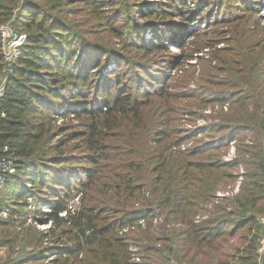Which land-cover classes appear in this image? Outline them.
I'll use <instances>...</instances> for the list:
<instances>
[{
    "label": "trees",
    "instance_id": "trees-1",
    "mask_svg": "<svg viewBox=\"0 0 264 264\" xmlns=\"http://www.w3.org/2000/svg\"><path fill=\"white\" fill-rule=\"evenodd\" d=\"M113 1L131 21L134 1ZM176 1L188 0L169 5L177 8ZM70 2L0 0V27L26 36L10 67L0 37V157L16 167L0 189V264H156L157 256L159 264H264V0H216L208 13H220L226 29L216 41L202 35L198 49L188 43L197 36L189 25L178 31L168 22L177 29L168 30V44L181 51L192 45L171 61L148 59L166 49L156 37L132 36L133 22L114 33L127 55L91 46L92 59H81ZM162 5L143 10L169 18ZM204 50L208 59L194 57ZM193 60L200 71L192 90ZM214 106L216 122L200 129V138L185 129L183 122L195 125L193 109ZM69 116L79 129L63 123ZM238 136L237 157L225 163L221 151ZM73 142L82 155L66 154ZM235 169L243 171L238 193L215 201L220 186L236 183ZM77 196L78 207L61 217ZM201 212L207 217L197 221ZM28 218L47 229L26 227ZM32 248L41 250L27 252Z\"/></svg>",
    "mask_w": 264,
    "mask_h": 264
},
{
    "label": "rangeland",
    "instance_id": "rangeland-1",
    "mask_svg": "<svg viewBox=\"0 0 264 264\" xmlns=\"http://www.w3.org/2000/svg\"><path fill=\"white\" fill-rule=\"evenodd\" d=\"M89 1L86 0H71V6L69 8V12L67 13L68 15V19L70 20V27L72 30L78 32L81 36V38L83 39V53L81 56V59H85L86 57H88L90 55L91 59L94 56V53H96L95 50L90 51V47L91 46H104L106 48H110L113 50H117V52L120 55H127L126 51L123 50V48L121 47V45H116V40H115V32L119 31L121 29V27H127L129 26L130 22L135 23L136 25L133 26V30H131V32L133 34H131L132 36L135 35V37H142L144 38V40L146 41H150V39H153L154 37L158 38L159 41L163 44L164 48L166 49L164 52L160 53H155L152 54L148 57V59H167L169 61H171L173 59V57L176 56H180L181 52L187 53L188 49L191 48L192 45H189L188 43H190L192 41L193 46L195 47V49H198V46L203 43L204 41V37L202 35H205L206 38H211L213 39V41H216V38H214V36L221 34L222 32L225 31L226 26L220 25V13H219V17H216L214 19V16L211 14V12L208 13V11H210L211 6L213 5V3L216 0H211L209 3L207 8H202L203 3H206V0H188L186 3L184 4H178V2L176 1L174 3V5H177V8H172L169 4H173V0L169 1L167 0V2L169 4L166 3L165 0H133V4L131 5L130 8H132V15H130L129 17L133 18L131 19V21H129V19H127L128 21H125V19L123 18L122 13L119 11V7L115 4V2L113 0H92L91 3H93V5L95 6V13L92 12L91 6L89 5ZM132 0H128V2H131ZM99 2V3H98ZM165 2V3H164ZM163 3L162 5V9H164L165 11H167L166 16H169V18H164L163 20L158 19L157 17L154 18H148L147 17V13L146 10L143 9H149L151 8L150 4H153V6H157L159 4ZM215 7V6H214ZM264 7V5H263ZM156 8V7H155ZM139 9V10H138ZM138 10V11H136ZM182 12L184 14H180L178 13ZM262 11H260V15H263V13H261ZM190 14H193V18H190ZM178 15H182L185 17L186 20H188V22H184L182 19V16L179 17ZM203 16V19L198 20L199 18L195 17V16ZM207 17V21L204 19ZM165 16V15H163ZM193 19L198 20V21H193ZM172 23L174 25L177 26V29L179 31V26H185L187 27L188 25V33L194 35L197 33V36H193L192 38H187L188 41V45L187 48H185L183 51L179 50L178 47H176L174 44H168V37H170L174 32H176V30H174V27H172L173 25H166L167 23ZM174 30V32H170L168 30L171 29ZM163 29V30H162ZM165 29V30H164ZM186 29V28H185ZM3 30L4 36L6 39L5 40H11L13 38H15L14 36L16 35L12 29L10 28V26H4V28L0 29ZM125 33V32H124ZM172 33V34H170ZM170 34V35H169ZM189 35V34H188ZM187 35V36H188ZM25 36V35H24ZM186 36V37H187ZM123 37H125V34H123ZM213 37V38H212ZM138 39V38H137ZM186 39V38H185ZM4 41V40H3ZM130 41V40H129ZM215 43V42H212ZM8 44L5 45V47H3L4 52L5 53H10V55L12 56V60H11V64L13 63V61L16 58V55L18 54L16 52L15 49L11 48L10 46H7ZM224 45H220L219 48H223ZM87 47V48H85ZM82 48V47H80ZM79 49V48H78ZM90 51V52H89ZM92 53V54H91ZM19 54H21V52L19 51ZM207 51H201V53H197L194 54V57H203L204 59H208L209 55L207 56ZM192 64H196V66L194 68H191L192 71H194L195 75H194V80L192 82V84L190 85V89H196V85H198L197 82V78H198V74H199V61L193 60L191 62ZM10 64V65H11ZM112 66L108 65L105 69H101V74L103 75V77L105 76L108 77V74L111 72ZM183 70H189L190 68L186 65L182 66ZM159 70V68L156 67H152L149 71V73L151 71L154 72V74H157V71ZM140 76H142V73L139 74ZM124 79V77H123ZM196 80V81H195ZM125 81V80H124ZM92 95H89L88 98L90 99ZM209 110L210 114H206L205 111ZM220 110L219 106H214L212 107H207L205 110L201 111V110H197V109H193L192 111L196 113V118L195 121L196 122L198 119L199 121H204L205 126H210L211 124L216 122L215 116L218 113V111ZM203 119V120H201ZM59 121V120H58ZM63 122V121H62ZM61 121L59 122L58 125H60L62 123ZM63 123H65V125H69L71 127H74L75 129H79L78 124L79 121L72 119V116H69L68 119H66ZM183 125H185V129H187V126H192L193 124L191 123H184ZM196 125V124H195ZM189 130V129H187ZM220 134H218V136H220ZM201 133L199 134V136H197V138H200ZM203 138V136H202ZM214 138V137H213ZM241 137L238 136L236 139L237 143L236 146L238 147L240 145L241 142ZM251 138H246V140ZM191 142V143H190ZM188 142L191 146L195 147V145H198V143L190 141ZM77 142H73L72 144L67 145L66 149V154L71 155V156H78V155H82L80 152L73 150L74 146L76 145ZM187 143V144H188ZM184 144L183 146L188 148L190 145L188 144ZM246 144V141H245ZM182 147V146H181ZM186 150V149H185ZM184 150V151H185ZM224 152L227 151H221V159L223 157ZM237 157V156H236ZM233 176H237L239 174L238 170H234L232 171ZM235 180V179H234ZM233 184L232 183H228L226 185H222L220 186L216 192L218 191H226L228 189L229 186H231ZM74 197L71 199L73 200ZM70 203V202H69ZM69 203L67 204V206L69 205ZM33 204L32 199L28 198L27 199V211L29 212L32 207H30V205ZM209 205V204H208ZM204 206L205 208H209V206ZM78 207V205L76 206ZM204 210V209H203ZM31 215L32 212L30 213ZM199 215V216H198ZM197 216L198 217H203L206 216L204 215V212L199 213ZM32 217V216H31ZM207 217V216H206ZM26 223V227H32L33 229L37 230V231H42L47 229L46 225L43 224H33V221H31V218L26 219L25 221ZM155 223V220L153 221ZM19 232V231H17ZM158 232V231H156ZM232 243V242H231ZM46 245V249H48V251L51 249V247L53 246L52 244L47 243L44 244ZM50 247V248H49ZM33 250V252L35 253L38 250H41L40 248H32L27 250V252H31ZM3 255L2 253H0V256ZM156 264H159L161 262V259L157 256L154 258L153 260ZM166 264H175V263H171V260H166ZM165 262V261H163ZM38 264H46V260H44L41 263Z\"/></svg>",
    "mask_w": 264,
    "mask_h": 264
},
{
    "label": "built area",
    "instance_id": "built-area-1",
    "mask_svg": "<svg viewBox=\"0 0 264 264\" xmlns=\"http://www.w3.org/2000/svg\"><path fill=\"white\" fill-rule=\"evenodd\" d=\"M2 28H4V26L0 27V29H2ZM2 35H4L3 30H0V37L2 39V50H3V55H4V61H5V64H7V66L10 67L11 65H13L15 63V60L19 58V56H20L19 51H20V48L26 42V36L15 35L14 36L15 38H13L11 41V40H5L6 38ZM6 44H8L7 46H10L11 48L15 49L16 52L18 53L12 64H11L12 56L10 55L9 52L5 53L4 49H3V47H5ZM7 71H10V68H7ZM5 81L6 80L3 79L0 82V102H1L2 97L4 95ZM222 108L224 111H226L227 105L223 106ZM205 113L210 114V111L207 110V111H205ZM201 120H203V119H201ZM195 124L196 125L187 126V129H189V131L196 132L197 136H199V134H200L199 130L204 128L205 124H204V121H199V119L195 122ZM180 149H181V151H184L186 149V147L182 146V147H180ZM4 150L6 151L7 148L4 147ZM235 159H236V141H232L229 143V147H228L227 153L223 157V161L225 163H229ZM15 173H16L15 160L9 156H6V155L0 157V189H2L5 186L8 179L10 177H12ZM242 174H243V171L241 169V170H239V174H238V178H237L236 183L233 186L228 187V189L226 191H218L216 193V196H215V201L222 200L224 198H228V197H232V196L236 195L239 191V187H240V184L242 182ZM78 204H79V196L75 197L73 200L70 201L69 205L67 206V210L62 212L60 214V216L61 217L66 216L67 212L69 214H72ZM43 211H46V210H43ZM1 217L5 219L6 218V212H4V213L2 212ZM205 218L206 217H197L196 220L201 221ZM260 220H261V223L264 224V216L261 217ZM155 223H156V221H155ZM138 225L141 228H144V222L143 221H139ZM123 232H126V230H123ZM128 247H129V250L135 251L132 244H129ZM135 261H138V258L135 257Z\"/></svg>",
    "mask_w": 264,
    "mask_h": 264
},
{
    "label": "clouds",
    "instance_id": "clouds-1",
    "mask_svg": "<svg viewBox=\"0 0 264 264\" xmlns=\"http://www.w3.org/2000/svg\"><path fill=\"white\" fill-rule=\"evenodd\" d=\"M261 11H262L261 13H263V15H261V16H264V9H261ZM43 210H45V209H43ZM43 210H42V212H46V211H43ZM33 211H34V210H33ZM33 211H32V213H34ZM32 216H33V215H32Z\"/></svg>",
    "mask_w": 264,
    "mask_h": 264
}]
</instances>
